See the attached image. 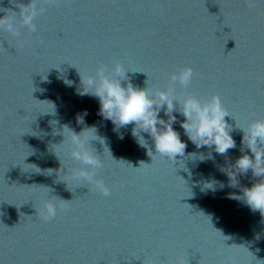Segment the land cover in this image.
I'll list each match as a JSON object with an SVG mask.
<instances>
[{
    "label": "clouds",
    "instance_id": "1",
    "mask_svg": "<svg viewBox=\"0 0 264 264\" xmlns=\"http://www.w3.org/2000/svg\"><path fill=\"white\" fill-rule=\"evenodd\" d=\"M59 2L60 0H29L28 4H23L9 0L10 4L19 8V12L11 8H0V11L5 12L0 17V32L16 38L18 44L29 42L25 40L21 30L26 28L29 35L37 32V24L34 22L36 18L46 11V5L58 6ZM245 3L252 7L255 0H245ZM4 41H0V49L6 51ZM129 71L121 62L116 61L110 70L108 65L100 64L94 75L85 76L79 73L83 87L78 94L97 98L100 104L99 114L118 128L134 125L132 135L137 138L141 147H146V142L140 133H147L154 141L155 148V154L149 149V156L158 155L175 162L178 156L185 155L187 144L172 126L176 121L173 112L184 117L180 126L197 148L214 146V151L221 155L236 148V142L230 134L233 128L225 119L232 116L223 105L219 94L198 98L186 91L177 93V86L186 90L192 83L195 75L192 67L182 66L171 72L164 89L135 87L128 76ZM122 81L126 84L122 85ZM65 83L71 84L69 81ZM161 109L168 117L167 122L159 117ZM84 115H87L86 111ZM77 122L83 123V117L78 116ZM236 127L243 132L241 151L244 152V148H247L251 155L245 153L235 161L232 166L234 171L231 172L232 175L229 174L231 186H235L236 182L233 183V180L236 174H246L249 170L254 177L260 179L250 188H242V195L231 194L229 198L243 200L252 211H259L264 216V118L254 119L243 128L236 123ZM64 128L71 133L68 138V154L80 165L72 169L73 179L93 185L105 197L110 196V188L102 178L97 177V170L103 167V162L89 147L93 141L89 131L95 130L96 133L95 127H85L79 133L67 126ZM38 214L45 222L50 221L57 216V205L46 200ZM177 264L184 262L180 260Z\"/></svg>",
    "mask_w": 264,
    "mask_h": 264
}]
</instances>
